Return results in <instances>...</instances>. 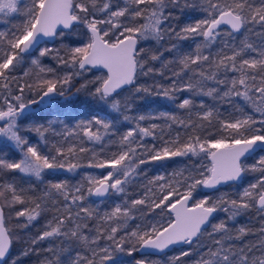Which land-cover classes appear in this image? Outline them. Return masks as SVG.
Returning a JSON list of instances; mask_svg holds the SVG:
<instances>
[{
	"label": "snow or ice",
	"instance_id": "1",
	"mask_svg": "<svg viewBox=\"0 0 264 264\" xmlns=\"http://www.w3.org/2000/svg\"><path fill=\"white\" fill-rule=\"evenodd\" d=\"M27 261L264 264V0H0V264Z\"/></svg>",
	"mask_w": 264,
	"mask_h": 264
},
{
	"label": "trees",
	"instance_id": "2",
	"mask_svg": "<svg viewBox=\"0 0 264 264\" xmlns=\"http://www.w3.org/2000/svg\"><path fill=\"white\" fill-rule=\"evenodd\" d=\"M149 83H151V81H149ZM171 106L166 102V101H159L157 103H152L149 105H146L143 108V111L148 112V111H152V112H160V111H170ZM63 119V117H61ZM157 123H162V121H156ZM250 163L252 162L251 160L249 161ZM93 170V169H90ZM151 174V173H150ZM225 190H230L228 188V186L225 187ZM172 252H169V254H171ZM126 259H130V258H126ZM26 264H33V261H27Z\"/></svg>",
	"mask_w": 264,
	"mask_h": 264
},
{
	"label": "rangeland",
	"instance_id": "3",
	"mask_svg": "<svg viewBox=\"0 0 264 264\" xmlns=\"http://www.w3.org/2000/svg\"><path fill=\"white\" fill-rule=\"evenodd\" d=\"M87 171H92V172H94V173H98V170H90V169H88ZM76 179H79V177L77 176ZM73 182H75V181H73ZM171 254H172V253H171ZM171 254H170V255H171Z\"/></svg>",
	"mask_w": 264,
	"mask_h": 264
},
{
	"label": "flooded vegetation",
	"instance_id": "4",
	"mask_svg": "<svg viewBox=\"0 0 264 264\" xmlns=\"http://www.w3.org/2000/svg\"><path fill=\"white\" fill-rule=\"evenodd\" d=\"M226 186H224V188H222V191H227V190H225L226 188H225ZM243 222V221H242Z\"/></svg>",
	"mask_w": 264,
	"mask_h": 264
},
{
	"label": "water",
	"instance_id": "5",
	"mask_svg": "<svg viewBox=\"0 0 264 264\" xmlns=\"http://www.w3.org/2000/svg\"><path fill=\"white\" fill-rule=\"evenodd\" d=\"M207 191V190H206Z\"/></svg>",
	"mask_w": 264,
	"mask_h": 264
}]
</instances>
